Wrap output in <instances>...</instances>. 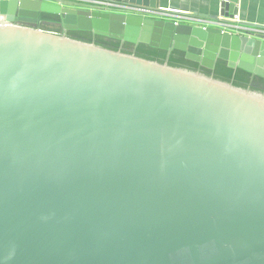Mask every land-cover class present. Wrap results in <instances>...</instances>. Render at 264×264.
Wrapping results in <instances>:
<instances>
[{"label": "water", "instance_id": "1", "mask_svg": "<svg viewBox=\"0 0 264 264\" xmlns=\"http://www.w3.org/2000/svg\"><path fill=\"white\" fill-rule=\"evenodd\" d=\"M236 13L0 0V264H264V95L29 26L264 78V33Z\"/></svg>", "mask_w": 264, "mask_h": 264}, {"label": "trees", "instance_id": "2", "mask_svg": "<svg viewBox=\"0 0 264 264\" xmlns=\"http://www.w3.org/2000/svg\"><path fill=\"white\" fill-rule=\"evenodd\" d=\"M29 26L57 35L64 34L69 38L86 43H93L99 47L112 51L132 54L139 58L158 63H166L171 67L198 71L203 75L230 83L235 87L248 89L264 95L263 77L251 74L250 72L238 67L230 68L227 66L226 61L222 59H216L213 69H206L201 67L197 62L185 58V53L183 51L173 47L162 49L143 42L130 43L88 30H63L60 24L52 22L39 21L36 25Z\"/></svg>", "mask_w": 264, "mask_h": 264}, {"label": "built area", "instance_id": "3", "mask_svg": "<svg viewBox=\"0 0 264 264\" xmlns=\"http://www.w3.org/2000/svg\"><path fill=\"white\" fill-rule=\"evenodd\" d=\"M52 1H54L59 5L76 4L92 9L118 11V12L130 13V14H140L145 16L172 17L175 23L181 20H194L195 18L192 17L191 15L196 14L188 11H180L163 6L152 8L148 6L137 5L133 3L116 1V0H52ZM177 12L180 13L177 14ZM228 19L234 23L233 27L241 32L247 34L264 33V24L242 22L237 15H233Z\"/></svg>", "mask_w": 264, "mask_h": 264}, {"label": "crops", "instance_id": "4", "mask_svg": "<svg viewBox=\"0 0 264 264\" xmlns=\"http://www.w3.org/2000/svg\"><path fill=\"white\" fill-rule=\"evenodd\" d=\"M222 0H161V6L205 15H219ZM242 22L264 24V0H231Z\"/></svg>", "mask_w": 264, "mask_h": 264}]
</instances>
